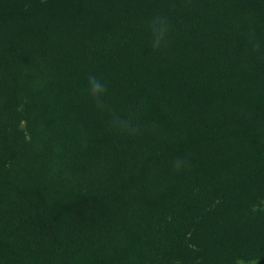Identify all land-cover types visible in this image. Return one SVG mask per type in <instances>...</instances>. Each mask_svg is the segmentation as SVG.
Returning <instances> with one entry per match:
<instances>
[{"label": "trees", "instance_id": "1", "mask_svg": "<svg viewBox=\"0 0 264 264\" xmlns=\"http://www.w3.org/2000/svg\"><path fill=\"white\" fill-rule=\"evenodd\" d=\"M263 202L264 0H0V264L264 263Z\"/></svg>", "mask_w": 264, "mask_h": 264}, {"label": "clouds", "instance_id": "2", "mask_svg": "<svg viewBox=\"0 0 264 264\" xmlns=\"http://www.w3.org/2000/svg\"><path fill=\"white\" fill-rule=\"evenodd\" d=\"M148 28L151 34V45L154 50L167 47L169 44V35L172 28L171 19L168 15L157 14L150 18ZM258 49L259 45H255ZM107 85L95 75H89L87 78V94L94 102L95 106L102 112H106L108 116V126L110 130L118 132L122 135L136 136L142 132L137 114L130 113L126 118L122 117L118 111L109 108L105 103L107 95ZM188 165L187 159H176L173 162L175 170L179 171ZM235 264H258L257 259H249L245 261L238 258Z\"/></svg>", "mask_w": 264, "mask_h": 264}, {"label": "rangeland", "instance_id": "3", "mask_svg": "<svg viewBox=\"0 0 264 264\" xmlns=\"http://www.w3.org/2000/svg\"><path fill=\"white\" fill-rule=\"evenodd\" d=\"M264 203V202H263ZM258 264H264L263 262H261V261H258Z\"/></svg>", "mask_w": 264, "mask_h": 264}]
</instances>
